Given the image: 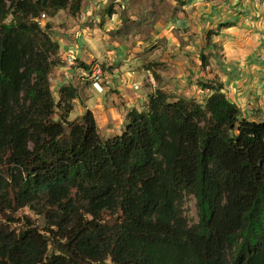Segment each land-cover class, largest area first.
I'll return each instance as SVG.
<instances>
[{
    "label": "trees",
    "instance_id": "16d2710c",
    "mask_svg": "<svg viewBox=\"0 0 264 264\" xmlns=\"http://www.w3.org/2000/svg\"><path fill=\"white\" fill-rule=\"evenodd\" d=\"M47 1L69 0H0V264H264V123L221 86L204 108L157 91L106 140L90 110L68 120L76 93L62 87L53 120ZM23 209L44 227L15 222Z\"/></svg>",
    "mask_w": 264,
    "mask_h": 264
},
{
    "label": "rangeland",
    "instance_id": "374dc122",
    "mask_svg": "<svg viewBox=\"0 0 264 264\" xmlns=\"http://www.w3.org/2000/svg\"><path fill=\"white\" fill-rule=\"evenodd\" d=\"M37 22L58 44L57 65L48 76L52 98L60 104L53 120L62 109L61 88L72 87L76 98L68 120L91 108L103 140L121 135L127 113L146 112L157 91L168 102L187 99L204 108L209 94L202 90L209 85L201 73L222 57L220 46L211 43L217 37L230 41L233 52L246 59L264 50L259 45L264 44V0H81L79 6L69 0L58 9L49 1ZM231 25L241 29L225 36L224 29ZM95 62L101 67V92L92 87L84 68ZM131 83L138 84V90L130 89ZM126 99L133 107L123 106ZM118 105L120 114L113 109ZM253 116L255 123L264 121ZM182 213L190 225L197 223L192 195L184 198ZM11 216L15 222L27 216L38 229L44 227L43 218L27 209ZM18 226L9 224L12 230Z\"/></svg>",
    "mask_w": 264,
    "mask_h": 264
},
{
    "label": "crops",
    "instance_id": "0c3cea01",
    "mask_svg": "<svg viewBox=\"0 0 264 264\" xmlns=\"http://www.w3.org/2000/svg\"><path fill=\"white\" fill-rule=\"evenodd\" d=\"M239 29L241 28L231 25V27L224 29L225 36H232L235 34V31ZM223 35L224 34H221V36ZM211 43L220 46V54L222 57L217 59L215 65L207 67L205 73H201L205 81H207L205 83L209 86L204 87L205 89L203 90L201 88L200 90L208 93L209 95L207 97H209L213 93L212 88L221 86V92L230 102L239 108L243 118L251 122H255L253 120V115H256L258 118H264L262 115V113L264 114V66L261 65L259 60L260 53L246 59L233 52L230 41L227 39H220L217 37L215 41ZM259 45L262 51L264 44L259 42ZM117 91L120 96L125 98L123 89L121 90V88H118ZM127 99L122 101L125 103L123 106L128 108L133 107L126 104ZM130 99L132 98H129V101ZM110 108L111 107H109V110H115L117 114L122 110L121 105L115 106L113 108L114 110ZM89 110L94 113V110L91 108H89ZM262 122L264 123V121L258 123Z\"/></svg>",
    "mask_w": 264,
    "mask_h": 264
},
{
    "label": "built area",
    "instance_id": "2783aa9c",
    "mask_svg": "<svg viewBox=\"0 0 264 264\" xmlns=\"http://www.w3.org/2000/svg\"><path fill=\"white\" fill-rule=\"evenodd\" d=\"M259 59L264 66V50L260 54ZM100 76H101V67L98 63L95 62L93 63V65L90 66L89 72L87 74V78L91 81L92 87L93 88L95 87V89H97L99 92H101L102 90ZM130 88L136 91L138 90V84L131 83Z\"/></svg>",
    "mask_w": 264,
    "mask_h": 264
}]
</instances>
